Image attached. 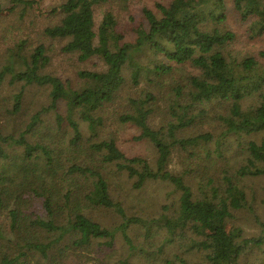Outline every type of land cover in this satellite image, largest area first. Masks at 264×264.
I'll return each instance as SVG.
<instances>
[{
    "label": "trees",
    "instance_id": "obj_1",
    "mask_svg": "<svg viewBox=\"0 0 264 264\" xmlns=\"http://www.w3.org/2000/svg\"><path fill=\"white\" fill-rule=\"evenodd\" d=\"M9 1L0 19L26 33L0 55V264H108L97 252L117 232L135 248L129 227L145 239L166 232L156 250L140 246L149 264H264V184L249 182L264 178V49L241 54L228 24L230 5L246 40L263 39L264 0H166L137 17L132 0H66L48 15L55 22L27 11L36 0ZM57 53L70 65L96 57L103 69H77L73 84L48 70ZM33 88L45 105L26 102ZM127 130L151 147L152 161L124 151ZM114 171L137 191L169 184L170 213L128 214ZM95 211L119 221L107 226ZM241 212L257 234L237 223ZM179 237L181 252H165Z\"/></svg>",
    "mask_w": 264,
    "mask_h": 264
},
{
    "label": "rangeland",
    "instance_id": "obj_2",
    "mask_svg": "<svg viewBox=\"0 0 264 264\" xmlns=\"http://www.w3.org/2000/svg\"><path fill=\"white\" fill-rule=\"evenodd\" d=\"M66 2V0H36L34 3V8L30 9L28 8L27 11H31L33 15H41V19L44 21H57L58 18H53L48 15H50V12L52 10L62 11V6ZM156 2H166V0H132L129 5V12L134 17L140 16V10L143 6L149 7L156 11L155 3ZM231 0H227V5ZM13 3L9 0H0V5L5 11L8 7H10ZM100 11L97 9L96 11V18L99 19L100 17ZM122 16H124V19H127L128 13H122ZM228 24L231 27L232 30L237 31L239 34H241L240 42L238 43V48L236 45V48L238 50H241V54H244L248 50L251 53H256L259 49H264V38L263 39H257L254 42H250L249 40H246L245 36L243 35V26L239 24L236 20V16L234 11L232 10L231 6H228ZM17 22L16 21H9L8 23L4 22L2 19H0V55L7 47H10L13 45L14 42H19V40L24 37V33L22 30H17ZM5 28H8L5 29ZM2 31L5 32V35H2ZM126 39H130L133 37L131 32L126 33ZM68 58H65L63 54L57 53L55 56H53L52 59V65L48 67V70H53V72L60 75L62 78H69L72 80L73 84H76L80 81V79L76 76L77 69H85V70H101L103 69V64L100 60H98L96 57H93L86 61L83 64L78 65H70L71 60H67ZM26 102H30L31 105L33 104L34 107H37L38 105L46 104L48 102L45 94L41 92V90H37L35 88L32 89L31 92H27L26 94ZM58 112L65 115V109L63 103H59L58 105ZM46 119L52 120L53 118V112H48L44 115ZM80 129L85 132L86 131V122H84L82 119L77 118ZM12 124L17 123V119L12 121L9 120ZM132 130H127V132H123V135L120 137V144L121 147L124 149V151L128 155H142L147 157L150 161L154 159V153L148 145L142 142H136L131 138ZM234 144V143H233ZM236 157H238L236 154L231 155L230 153L226 154L225 159H229L230 162H233V160H236ZM171 167L175 168V170L180 169V165L178 162H173L171 164ZM111 181L113 182V190L116 194L117 198L121 200L126 208V212L128 214L134 215V216H140V217H157L162 213L169 214L171 209H164L163 206H170L172 205L177 198V192L174 191V189L167 183L162 181H153L148 182L146 185L139 191L133 190L130 188L129 180L126 177L121 176L120 174H117L116 171H114V176H112ZM250 186L253 188H259L261 184H264V178H253V181H249ZM189 184L192 183V179H189ZM247 191H250L247 189ZM258 199L255 201V206L257 212L261 213L263 210L262 205L260 203L261 195L258 194ZM93 217L99 219L102 223L105 225H112L115 222H117L115 219L111 218L106 213L103 214L100 211H95L93 213ZM119 221V220H118ZM237 223L245 230V233L247 235H255L258 233V227L255 226L252 216L248 214L247 212H241L238 215ZM143 229L136 228L135 230L129 227L128 234L132 239V245H135L134 249H129L128 245L123 240L120 232L116 233L115 242L111 248L102 246L100 247L99 251L97 253H100L99 257L102 258L104 262H107L108 264H117L120 260L127 259L133 264H149V260H147L146 255L144 252L140 249L141 245H144L146 250L151 252L153 250H156V248L159 246L161 241L163 242V237L166 235L165 231H160L159 233H152L151 236L148 239H145L143 235ZM180 238V237H179ZM189 242V239H188ZM179 244H187V240H180L178 243H176L177 246H172L170 244H165L164 250L165 252H168L170 250V253L178 252L180 253L182 250L181 245ZM191 253L189 256H192ZM159 256H165V254H159ZM193 258V256H192ZM74 259H78L77 257H74ZM191 261L195 260V262L203 261L202 259H199V257H194L193 259H190ZM82 262H86V259L84 257L81 258Z\"/></svg>",
    "mask_w": 264,
    "mask_h": 264
}]
</instances>
